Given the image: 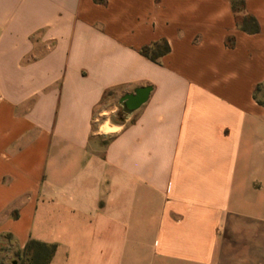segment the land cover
<instances>
[{"label": "crops", "instance_id": "0c3cea01", "mask_svg": "<svg viewBox=\"0 0 264 264\" xmlns=\"http://www.w3.org/2000/svg\"><path fill=\"white\" fill-rule=\"evenodd\" d=\"M243 1L258 33L234 0H0V240L50 264H264V0Z\"/></svg>", "mask_w": 264, "mask_h": 264}, {"label": "trees", "instance_id": "16d2710c", "mask_svg": "<svg viewBox=\"0 0 264 264\" xmlns=\"http://www.w3.org/2000/svg\"><path fill=\"white\" fill-rule=\"evenodd\" d=\"M243 6V0H234L233 9L239 25L244 31L258 33L260 29L256 19L252 16H243L241 14L243 11ZM169 52L170 47L166 42L156 44L153 47H144L141 50L143 56L154 62H157L161 57L167 55ZM55 251V245H48L38 241H30L23 250V254L27 257L29 264H50Z\"/></svg>", "mask_w": 264, "mask_h": 264}, {"label": "rangeland", "instance_id": "374dc122", "mask_svg": "<svg viewBox=\"0 0 264 264\" xmlns=\"http://www.w3.org/2000/svg\"><path fill=\"white\" fill-rule=\"evenodd\" d=\"M258 98L264 103V89L258 94ZM106 99L108 100V97ZM121 120L124 122L126 120V115L122 112L121 107H119V112L116 114L114 122H120ZM107 140L108 138H102L99 142L100 145H105ZM0 264L29 263L23 251L16 247L10 238H4L0 240Z\"/></svg>", "mask_w": 264, "mask_h": 264}, {"label": "water", "instance_id": "95a60500", "mask_svg": "<svg viewBox=\"0 0 264 264\" xmlns=\"http://www.w3.org/2000/svg\"><path fill=\"white\" fill-rule=\"evenodd\" d=\"M152 91L151 86L140 87L123 96L119 101L122 112L126 116H132L149 101Z\"/></svg>", "mask_w": 264, "mask_h": 264}]
</instances>
